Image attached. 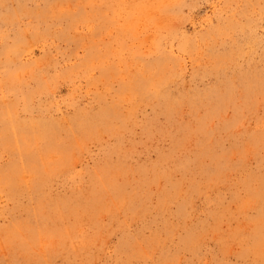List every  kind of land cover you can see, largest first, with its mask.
Returning a JSON list of instances; mask_svg holds the SVG:
<instances>
[{
    "label": "rangeland",
    "instance_id": "374dc122",
    "mask_svg": "<svg viewBox=\"0 0 264 264\" xmlns=\"http://www.w3.org/2000/svg\"><path fill=\"white\" fill-rule=\"evenodd\" d=\"M0 264H264V0H0Z\"/></svg>",
    "mask_w": 264,
    "mask_h": 264
}]
</instances>
